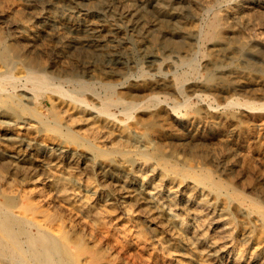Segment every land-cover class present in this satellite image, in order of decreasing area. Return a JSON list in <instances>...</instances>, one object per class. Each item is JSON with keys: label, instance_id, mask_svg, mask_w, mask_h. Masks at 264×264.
Listing matches in <instances>:
<instances>
[{"label": "rangeland", "instance_id": "rangeland-1", "mask_svg": "<svg viewBox=\"0 0 264 264\" xmlns=\"http://www.w3.org/2000/svg\"><path fill=\"white\" fill-rule=\"evenodd\" d=\"M220 1L215 0L214 2L215 4L213 5L215 10L221 11L231 6L237 0L236 1L220 0ZM4 2L7 5L6 7L4 6L5 4ZM154 2L155 0H150V2L146 5V13L148 15L153 13ZM229 2L232 4H229ZM0 4H1L0 5L1 6L0 7V12H1L0 20L2 19V21H0V24H1L0 25V35H1L0 36V55H1V52L3 51V48H7L5 49L7 53V63L6 65H2V63H0V71L6 70L5 73L9 72L7 74H11L16 77V80L14 82H11L4 78H0L1 79L0 80V92L3 89H5L8 92L10 91V93L18 94L20 92V90L18 89L21 86H27V88L30 87V84L25 81L24 77H21V76L25 73L28 60L30 61L31 58H35L37 60L42 59L41 61H44L47 66H50L48 70L53 68V70L55 71V73L52 74L53 76L49 78L50 79L49 81L52 84L51 87L49 86L50 89L48 88L46 92L43 93V96H45L44 106H46L43 108L45 109L47 107L49 108L51 107V102L49 99L46 98V96L50 97L53 100V103L55 105V108H54L56 112L55 119L57 120L59 124L62 125V126L59 125L60 130L56 131L52 127H50V125L46 126L44 124L37 123V120L35 119V116L33 115L32 111L20 109V108L18 110V108H16V111L18 112L16 116L17 117L19 116V118L21 119L23 118V122L10 127V132L18 135L17 137L12 138V139H5L2 137L3 131L1 130H3V124L0 118V203L5 204L4 209L0 211V228H1L0 229L1 231L0 240H2L0 241V264H45V263L46 264H73V263L74 264H91L85 260L86 258H85V254L83 253V251L81 250L79 251L75 249L73 246L68 245L63 239L62 234L69 235L72 232L71 231L72 229L78 235L82 236V239H83V243L81 245L82 248L86 249L87 251L91 250L89 252L92 254L94 252L95 258L97 259L96 261L97 264H111V262L112 264H122V263L123 264H176V263L177 264H264V211H263L264 210V185H263L264 177H262L264 176V172H263L264 171L263 170L264 158L258 162H256L255 160L254 162L252 161V163H255V164H251L247 168L246 166L248 165H245V164L242 165V163L241 164L239 163L237 166L232 168V171L233 170L234 171L232 172L233 174L232 173L229 174L230 177L228 176V174H225L221 170V166H223L224 160L221 162V165L219 164V166H217L214 163L213 164L211 163V165H209L210 163L206 164V163H203L204 160H201L202 157L204 156L209 157L211 154V151L217 150V146H218L217 142H219L218 141L219 139H224V137L225 139L226 137L230 138L234 136L237 133V131L239 132V130H240V135L237 138L238 139L237 143L239 144V147H241L240 151L244 153H250L252 155L253 153H255L253 155L255 156L258 154L259 151L264 150V142H263L264 141V138H263L264 131L261 132L262 134L260 133L261 135L260 134H258L257 136L251 135L248 132L249 131L248 127H246L247 126L246 122L242 120L243 118L237 117V119L235 118V121L237 124L235 123V121L232 122L233 124L229 122L225 124L223 128H221V130L218 132L219 134L215 133L216 135L219 136L218 140L217 138L215 139L212 134L206 133V137L201 138L199 142L200 144L198 143L197 145L191 147L190 150H187V151H177L176 150L175 152L169 154L170 145L168 143H165L159 149H153V148L149 149L148 153L150 155H148V157H143L140 155L138 151L141 149V146H134V147L129 146V145L127 146V144L122 143L117 140L116 136L114 135V132L111 133L112 134L111 135V134H106L103 131V127L106 124L105 117L103 115H99V114L97 115L95 114V112H93L95 115V118L91 117L90 116L91 111L87 107H83V105H78L73 100L69 99L70 97L73 98V95H75L74 97L82 98L84 99L85 102L87 101L86 103L97 108L99 106V103H98L99 100L102 102L104 101L107 102L110 99H115V98L117 99L119 95L122 98H125V96L127 97V94L124 93V91H126L133 85L132 82H135L143 77H149V76L154 77L157 75V73H159L158 70H160L161 72L169 70L170 72H173L175 76H180L181 78L185 77L184 79L187 84L193 83L194 81L197 82V80L207 81L208 83H214L217 80L220 82L231 81V80L233 82L238 79L242 80L243 82L242 84L244 86H240V89L236 88L235 90H231L229 92L230 94L229 93L227 94V97H229L228 99L232 97L234 100V106H232L229 111H232L235 113L237 112L238 114L240 105L242 106V105L251 104L250 106L253 105V106H258V107H262V106L264 107V83H263L264 82V29H263L264 28L263 26L264 25V13L260 14L259 18H257L260 26L258 25L257 28H254L248 31L247 33L246 32L243 33V35L240 36L237 40H234L236 42L232 41L233 43L231 42L230 45L229 44L226 45L220 51V49H218L217 47L218 44L216 43L218 41H216L215 38H210L209 36L205 34L206 32L205 24L207 20L211 17V13L209 11H204L205 13L203 12L201 16L202 18L200 17L197 20L198 21L197 26H198L199 33H200V34H197V36L183 38L181 36L176 35L174 36V38H166V37L164 38V36L155 35V34L153 36L152 34L140 35L138 33L132 32L131 30H128L127 28L126 30L125 26L123 27L122 22L118 18H115L117 16L115 15L114 9L112 7H111V10L109 7L108 11L106 9L103 10L101 8H100L101 10L100 9L96 10V9H91V8L87 9L86 6L89 5L88 0L87 1L86 0H44V1L43 0H40V1L39 0H35V1L34 0L33 1L32 0L30 1L29 0H24V1L23 0H18V1L17 0H0ZM15 8L17 11L15 10ZM113 14L114 16H112ZM17 18L19 21L17 20ZM21 18L22 19L24 18V19L22 20ZM101 21L103 24L101 23ZM88 24L89 26H87ZM5 25H7V27ZM13 25L15 26V28ZM2 26L4 27V29H1ZM199 26H201L202 29ZM31 30L34 33L30 32ZM96 30L101 32V35L99 37L98 35L95 34ZM26 31H28V35ZM103 31H106V33H104ZM85 36H87L90 39H88ZM178 37H180V39ZM174 39H176L178 42ZM197 40L199 44L197 43ZM72 42H74L75 44ZM195 42L197 43V45L195 44ZM236 43H238L240 46ZM237 45L239 48L237 47ZM78 46H82V48ZM9 48L10 50H8ZM49 48H51L50 50L52 51H50ZM251 48L254 50H252ZM7 50L10 53L7 52ZM82 50L84 52H82ZM28 51H29V54H28ZM42 52L44 54H42ZM115 52H118V53H115ZM181 52H183L184 54ZM173 54H176V56L180 55V57H182L181 55L187 58L191 57L192 59L191 61L189 60L188 62L182 63L178 59H176L175 58L176 56ZM35 55L37 57H35ZM13 56H17V57H13ZM18 57H21V58H18ZM196 60L198 61L196 62ZM155 62L159 64L156 63L157 64L156 65ZM220 62L222 64H220ZM73 63H75L76 65ZM165 63L167 64L165 65ZM210 63L212 64V66ZM224 63L226 66L224 65ZM4 66L7 68H5ZM63 67L64 69H68L67 70L68 73L61 72L62 74H60V72H58V69H61ZM115 67H118V68L116 69ZM153 67H154V70H153ZM210 67H213V68H210ZM175 68H177L176 71H175ZM213 69L214 70L216 69V70L214 71ZM187 70H188V73H186ZM145 73L148 75H146ZM107 74H109V76ZM18 75L20 77H18ZM68 76H69V79H67ZM71 77L72 79H70ZM75 79L77 81H75ZM79 81H82L84 83L80 85ZM259 81L262 83H260ZM54 83L56 84L54 85ZM106 83L116 84L117 89L120 88L119 90L121 91L123 90L122 91L123 93L122 94L119 93L118 92L119 90L117 89H114V91L113 89L112 90L108 89L104 85ZM15 85L16 87L18 85L17 89ZM58 85H59V90H58ZM89 85H91V87H89ZM75 87H77L78 90ZM93 87H94V90H92ZM257 87H260V88L257 89ZM10 88L15 89V90H12ZM49 90H51L50 93L47 92ZM91 90L97 95L98 100L92 101L90 100V98H88L89 94L87 93L92 92ZM102 90H104L105 92ZM159 90L160 89H155L154 91L161 95L164 94L167 98V101L169 100L168 102L170 103L177 102L176 104L178 103L181 104L183 99H187L185 104L184 105L182 104L183 107H181L180 105L179 109L176 110L177 111L176 114L178 116L184 115L188 111L189 107H192V105H194V103L197 102L196 98L190 97L192 95V92H190L186 88H184L183 90L184 94L183 93L179 94L180 96L177 95V93L172 92V91L170 92L167 91L163 93L162 91H159ZM54 91H58V92L60 91V92L57 94V92H54ZM66 91H68L69 94H67ZM252 91H255V93H253ZM196 92L201 93L203 95V99L206 103H211L213 105L217 100H220L219 98H221L222 96V95H219L218 93L217 94L210 93L203 88L197 89ZM243 92L244 94H242ZM185 95L186 96L189 95L190 99L186 98ZM131 98L133 99L142 98V95L135 94L133 97L131 96ZM23 103L25 102L23 101ZM235 104L237 105L235 106ZM221 109L222 108H219L218 111L219 112L225 111L224 109L220 111ZM1 110H3L2 105H0V111ZM108 110L113 112L116 117L120 119L124 118L127 123H130L132 121V115L129 116L131 119L125 116L124 114H122L119 107L109 106ZM77 112L80 114V117L76 116ZM23 113L24 115H27L28 117L24 116ZM83 116L84 117L86 116L87 118L86 117L83 118ZM101 117H103L102 120H101ZM90 119L92 122L90 121ZM68 127H69V130H68ZM236 128L238 129L236 130ZM132 130L128 129L129 133L134 135L136 132ZM73 132L75 133L73 134ZM167 139L168 138L165 137V140ZM24 140H26L25 143H24ZM203 140L205 141V143ZM44 141L46 143H49L52 141L61 142L69 150V152L71 151L70 153H72V155H69L68 154L69 152L67 154L66 153L60 154V153H56L53 150H49L45 147ZM101 145H102V148H101ZM204 145L205 146L208 145V146L205 147ZM242 147L244 148L242 149ZM228 148L229 147L227 146V148H225L224 150L225 152L223 151L222 154L228 152L229 151ZM115 152L117 154H115ZM218 152L219 150L217 151L216 155L218 154ZM155 153L158 154L156 157L153 156ZM219 153H221V151ZM55 154L57 157L55 156ZM176 159L178 162L176 161ZM200 160L202 161V163ZM225 161L226 162L228 161L227 164H230V166H232L233 162L230 157L225 158ZM19 163L22 165H20ZM257 163H258V166H257ZM148 165H149V168H148ZM107 166H110V168L107 171H105L106 175L102 177L101 175L103 173V170ZM179 166L183 169H181ZM190 168L193 169L195 172L193 170L192 172ZM118 171H119V174H118ZM246 172H250V174L245 176ZM51 173H53V175ZM217 173L218 175H216ZM58 174H61V175H58ZM237 174H239L240 177ZM258 174H260L261 176ZM250 175L253 177H251ZM46 176H48L49 179H46L45 178ZM139 176H141L142 179ZM194 176H197V177H194ZM224 176L228 178L224 179ZM209 180H211L212 182ZM213 181L215 184L216 183L219 184L222 182V184H220V186L221 185L222 186L221 187L219 186L220 187L219 189L216 188L215 186H213ZM255 181H257V183ZM110 182L112 183L110 184ZM260 183H262V185ZM227 184L229 187L227 186ZM246 185H250L251 187L246 186ZM57 187H60L63 189L60 195L54 192ZM223 187H226V188H223ZM119 189L121 190V192L119 191ZM223 189L224 190L226 189L225 190L226 192ZM251 189H253L254 191ZM239 190L242 192H240ZM171 192L173 193V195ZM247 193H249V195ZM55 194H56V197L54 196ZM134 198L135 200L137 201L139 200V201L138 202L135 201ZM260 201L261 202L263 201V202L261 203ZM255 203L257 204V206L255 205ZM142 206H145V207H142ZM146 206H147V209L152 210V212L150 211L151 214L143 213L144 209H146ZM139 207L142 209L140 210ZM126 208H127V211H126ZM164 208L171 209L170 211L173 215L172 218L175 220L173 221V219H171L172 224H169L170 220L167 219V216L164 214L163 212ZM212 208L213 210H211ZM260 208L261 209L263 208V209L261 210ZM159 209H161L162 212L161 210L159 211ZM11 214H13V216ZM211 216L212 217L216 216V217H214L215 218L214 219ZM220 216H221V222L223 223V227H224L223 233L221 235L216 232L219 227V221H217V218ZM156 217L158 219H156ZM153 219H156V220H153ZM45 223H50L51 225L48 226V224L45 225ZM177 223L179 224L181 223L182 225L180 224L178 226ZM164 227L167 229H165ZM58 230L61 231V235L59 234ZM177 231L179 233H176ZM11 233L13 235H10ZM180 233L182 234L180 235ZM4 234H8V235H6V237L4 238L3 237ZM104 239H106L107 241ZM157 240L158 242H156ZM13 242H16L18 244V248L20 251L14 250ZM66 249L68 251L70 250L71 252L70 251L68 252ZM210 249H212V251ZM35 250L40 251V254L36 255L34 253L36 252ZM27 252H28V255L26 254ZM259 259H260V262H259Z\"/></svg>", "mask_w": 264, "mask_h": 264}, {"label": "bare ground", "instance_id": "bare-ground-1", "mask_svg": "<svg viewBox=\"0 0 264 264\" xmlns=\"http://www.w3.org/2000/svg\"><path fill=\"white\" fill-rule=\"evenodd\" d=\"M18 1V0H17ZM24 1V0H23ZM30 1V0H29ZM33 1V0H32ZM35 1V0H34ZM40 1V0H39ZM44 1V0H43ZM87 1V0H86ZM220 1V0H219ZM227 1V0H226ZM236 1V0H234ZM2 2V1H1ZM8 2V1H7ZM80 2V1H79ZM78 2V3H79ZM89 5H87V9L91 8V9H106L108 11L109 7L111 10V7L114 9V13L118 18L122 24L123 27L125 26V29L127 28L128 30H131L132 32L138 33L140 35L143 34H152V36L155 35H160V36H164V38H174V36L178 35L181 36L183 38H187V37H192V36H197V34L199 33V29L197 26V20L202 16L204 11H209L211 13V17L207 20L205 27H206V32L205 34L207 36H209L210 38H215L217 44H218V49H221L223 47H225L226 45H230V43L234 40H237L240 36L243 35V33H247L248 31L257 28L259 24V21L257 18H259L260 14L264 13V0H237L235 3H230L232 4L231 6L218 11L215 10L213 5L215 4V0H155L154 5H153V13L148 15L146 13V5L150 2V0H88ZM221 2V1H220ZM5 3V2H4ZM87 4V3H86ZM223 4V3H222ZM1 5V4H0ZM20 5V4H19ZM25 5V4H24ZM218 5V3H217ZM221 5V4H220ZM4 6L6 7V3L4 4ZM21 6V5H20ZM19 6V7H20ZM228 6V5H227ZM1 7V6H0ZM219 7V6H218ZM221 7V6H220ZM23 8V7H22ZM25 8V7H24ZM28 8V7H27ZM82 8V7H81ZM223 8V7H222ZM8 9V7H7ZM6 9V10H7ZM26 9V8H25ZM24 9V10H25ZM85 9V10H87ZM100 9V10H101ZM4 10V9H2ZM1 10V11H2ZM16 10V8H15ZM84 10V9H83ZM149 10V9H148ZM17 11V10H16ZM28 11V10H27ZM30 11V10H29ZM80 11V10H79ZM78 11V12H79ZM91 11V10H90ZM95 11V10H94ZM106 11V12H107ZM11 12V10H10ZM34 12V11H33ZM87 12V11H86ZM85 12V13H86ZM1 13V12H0ZM20 13V12H19ZM24 13V12H23ZM32 13V12H31ZM39 13V12H38ZM100 13V12H99ZM112 13V12H111ZM150 13V12H149ZM205 13V12H204ZM8 14V13H7ZM6 14V15H7ZM26 14V13H25ZM81 14V13H80ZM92 14V13H91ZM27 15V14H26ZM106 15V14H105ZM22 16V14H21ZM30 16V15H29ZM101 16V15H99ZM114 16V14L112 15ZM110 16V17H112ZM8 17V16H7ZM17 17V15H16ZM31 17V16H30ZM77 17V16H76ZM86 17V16H85ZM92 17V16H91ZM96 17V16H95ZM108 17V16H107ZM106 17V18H107ZM206 17V16H205ZM208 17V16H207ZM263 17V16H262ZM10 18V17H9ZM20 18V17H19ZM88 18V17H87ZM101 18V17H100ZM114 18V17H113ZM202 18V17H201ZM22 19V18H21ZM24 19V18H23ZM22 19V20H23ZM105 19V18H104ZM117 19V20H118ZM18 20V18H17ZM30 20V19H29ZM82 20V19H81ZM110 20V19H109ZM2 21V19L0 20ZM11 21V20H10ZM16 21V19H15ZM19 21V20H18ZM76 21V20H75ZM88 21V20H87ZM203 21V20H202ZM205 21V20H204ZM98 22V20H97ZM6 23V22H5ZM13 23V22H12ZM11 23V24H12ZM21 23V22H19ZM83 23V22H82ZM87 23V22H86ZM95 23V22H94ZM102 23V21H101ZM120 23V22H118ZM201 23V22H200ZM10 24V23H9ZM103 24V23H102ZM1 25V24H0ZM23 25V24H22ZM40 25V24H39ZM99 25V24H98ZM114 25V24H113ZM202 25V24H201ZM7 27V25H5ZM14 26V25H13ZM26 26V25H24ZM31 26V25H30ZM89 26V24L87 25ZM92 26V25H90ZM95 26V25H94ZM102 26V25H101ZM117 26V25H116ZM264 26V25H263ZM12 27V26H11ZM10 27V29H11ZM18 27V26H17ZM38 27V26H37ZM201 27V26H199ZM15 28V26H14ZM22 28V27H21ZM1 29H4V27L2 26ZM20 29V28H19ZM34 29V28H33ZM126 29V30H127ZM202 29V27H201ZM264 29V28H263ZM105 30V29H104ZM122 30V29H120ZM119 30V31H120ZM114 31V30H113ZM112 31V32H113ZM117 31V30H116ZM115 31V32H116ZM202 31V30H201ZM259 31V30H258ZM17 32V31H15ZM27 35H28V31ZM25 32V33H26ZM32 32V30L30 31ZM41 32V31H40ZM104 33H106V31H103ZM127 32V31H126ZM5 33V32H4ZM11 33V32H10ZM34 33V32H32ZM36 33V32H35ZM78 33V32H77ZM108 33V32H107ZM75 34V32H74ZM82 34V33H81ZM95 34L98 35V37L101 35L100 31H95ZM117 34V33H116ZM203 34V33H202ZM263 34V33H262ZM14 35V34H13ZM45 35V34H44ZM78 35V34H77ZM1 36V35H0ZM19 36V35H18ZM53 36V35H52ZM56 36V35H55ZM59 36V35H58ZM91 36V35H90ZM12 37V36H11ZM39 37V35H38ZM57 37V36H56ZM63 37V36H62ZM77 37V36H76ZM87 37V36H85ZM92 37V36H91ZM111 37V36H110ZM132 37V36H131ZM135 37V36H134ZM144 37V36H143ZM157 37V36H156ZM3 38V37H2ZM5 38V36H4ZM7 38V37H6ZM32 38V37H30ZM42 38V37H41ZM48 38V37H47ZM58 38V37H57ZM81 38V37H80ZM88 38V37H87ZM133 38V37H132ZM136 38V37H135ZM154 38V37H153ZM158 38V37H157ZM180 39V37H178ZM199 38V37H198ZM242 38V37H241ZM256 38V37H254ZM60 39V38H59ZM64 39V38H63ZM74 39V38H73ZM90 39V38H88ZM94 39V37H93ZM100 39V38H99ZM119 39V38H118ZM130 39V38H129ZM251 39V38H250ZM15 40V39H14ZM23 40V39H22ZM32 40V39H31ZM55 40V39H54ZM76 40V39H75ZM120 40V39H119ZM133 40V39H132ZM137 40V39H136ZM146 40V39H145ZM152 40V39H151ZM176 40V39H174ZM189 40V39H187ZM259 40V39H258ZM7 41V40H6ZM30 41V40H29ZM39 41V40H38ZM37 41V42H38ZM42 41V40H41ZM40 41V42H41ZM97 41V39H96ZM103 41V40H102ZM141 41V40H140ZM153 41V40H152ZM155 41V40H154ZM162 41V40H161ZM177 41V40H176ZM191 41V40H190ZM243 41V40H242ZM3 42V41H2ZM9 42V41H8ZM11 42V41H10ZM27 42V41H26ZM31 42V41H30ZM49 42V41H48ZM57 42V41H56ZM63 42V41H62ZM108 42V41H107ZM115 42V41H114ZM120 42V41H119ZM144 42V41H143ZM178 42V41H177ZM181 42V41H180ZM194 42V41H193ZM236 42V41H234ZM24 43V42H23ZM28 43V42H27ZM26 43V44H27ZM74 43V42H72ZM80 43V42H79ZM95 43V42H94ZM117 43V42H116ZM125 43V42H123ZM186 43V42H185ZM198 43V40H197ZM197 43L195 42V44L197 45ZM214 43V42H213ZM212 43V44H213ZM233 43V42H232ZM254 43V42H253ZM4 44V43H3ZM8 44V43H7ZM11 44V43H10ZM15 44V43H14ZM70 44V43H69ZM75 44V43H74ZM78 44V43H77ZM113 44V43H112ZM127 44V42H126ZM137 44V42H136ZM159 44V43H157ZM162 44V43H161ZM167 44V43H166ZM171 44V43H170ZM176 44V43H175ZM178 44V43H177ZM187 44V43H186ZM199 44V43H198ZM235 44V43H234ZM238 44V43H236ZM246 44V43H245ZM248 44V43H247ZM256 44V43H255ZM18 45V44H17ZM50 45V43H49ZM59 45V43H58ZM62 45V44H61ZM84 45V44H83ZM87 45V44H86ZM107 45V43H106ZM105 45V46H106ZM110 45V44H109ZM123 45V44H122ZM188 45V44H187ZM190 45V44H189ZM232 45V44H231ZM239 45V44H238ZM237 45V47H238ZM254 45V44H253ZM258 45V43H257ZM2 46V45H1ZM15 46V45H14ZM42 46V45H41ZM46 46V45H45ZM85 46V45H84ZM89 46V45H88ZM98 46V45H97ZM124 46V45H123ZM157 46V45H156ZM210 46V45H209ZM240 46V45H239ZM248 46V45H247ZM25 47V46H24ZM49 47V46H48ZM76 47V45H75ZM81 47L82 46H78ZM103 47V46H102ZM149 47V46H148ZM169 47V46H168ZM176 47V46H175ZM186 47V46H185ZM199 47V46H198ZM228 47V46H227ZM56 48V47H55ZM90 48V47H89ZM99 48V47H98ZM124 48V47H123ZM189 48V47H188ZM216 48V46H215ZM230 48V47H229ZM239 48V47H238ZM242 48V47H240ZM261 48V47H260ZM5 49L7 48H3V51L1 52L0 55V63H2V65H6L7 63V53L5 51ZM14 49V48H13ZM17 49V48H16ZM20 49V48H19ZM18 49V50H19ZM43 49V48H42ZM41 49V50H42ZM51 48H49L50 50ZM58 49V48H57ZM68 49V48H67ZM85 49V48H84ZM93 49V48H92ZM106 49V48H105ZM175 49V48H174ZM185 49V48H184ZM252 49V48H251ZM10 50V48L8 49ZM7 50V52H9ZM12 50V49H11ZM25 50V48H24ZM37 50V49H36ZM39 50V49H38ZM70 50V49H69ZM68 50V51H69ZM73 50V49H72ZM178 50V49H177ZM199 50V49H198ZM244 50V49H243ZM254 50V49H252ZM16 51V50H15ZM47 51V50H46ZM52 51V50H50ZM56 51V50H55ZM78 51V50H77ZM91 51V50H90ZM93 51V50H92ZM103 51V49H102ZM101 51V52H102ZM105 51V50H104ZM109 51V50H108ZM112 51V50H111ZM115 51V50H114ZM120 51V50H119ZM123 51V50H122ZM181 51V50H180ZM212 51V50H211ZM236 51V50H235ZM247 51V50H246ZM261 51V50H260ZM17 52V51H16ZM41 52V51H40ZM45 52V51H44ZM57 52V51H56ZM60 52V51H59ZM79 52V51H78ZM82 52H84L82 50ZM94 52V51H93ZM167 52V51H166ZM173 52V51H171ZM185 52V51H184ZM240 52V51H239ZM238 52V53H239ZM249 52V51H248ZM253 52V51H252ZM10 53V52H9ZM23 53V52H22ZM31 53V52H30ZM38 53V52H37ZM52 53V52H51ZM64 53V52H63ZM118 53V52H115ZM156 53V51H155ZM183 53V52H181ZM195 53V52H193ZM258 53V52H257ZM15 54V53H13ZM20 54V53H19ZM29 54V51H28ZM42 54H44L42 52ZM104 54V53H102ZM163 54V53H162ZM179 54V53H178ZM184 54V53H183ZM189 54V53H188ZM220 54V53H219ZM10 55V54H9ZM18 55V54H17ZM22 55V54H21ZM47 55V54H46ZM176 56V54H173ZM261 55V54H260ZM263 55V54H262ZM52 56V55H51ZM62 56V55H61ZM111 56V55H110ZM153 56V55H152ZM166 56V55H165ZM182 57L176 56L175 58L178 59L180 62L185 63L188 62L189 60L191 61V57L187 58V57H183V55H181ZM211 56V55H210ZM13 57H17V56H13ZM35 57H37L35 55ZM39 57V56H38ZM43 57V56H42ZM171 57V56H170ZM193 57V56H192ZM195 57V56H194ZM197 57V56H196ZM212 57V56H211ZM224 57V56H222ZM221 57V58H222ZM230 57V56H229ZM21 58V57H18ZM17 58V59H18ZM59 58V57H58ZM108 58V57H107ZM114 58V57H113ZM154 58V57H153ZM161 58V57H160ZM210 58V57H209ZM260 58V57H258ZM30 59V58H29ZM39 59V58H38ZM47 59V58H46ZM112 59V58H111ZM159 59V58H158ZM164 59V58H163ZM162 59V60H163ZM173 59V57H172ZM207 59V58H206ZM213 59V58H212ZM225 59V58H224ZM16 60V59H15ZM26 60V58H25ZM42 60V59H41ZM41 60H37L35 58H31L30 61L28 60V63L26 65V69H25V73L21 76L24 77L25 81L28 82L30 84V87L27 88V86H21L18 90H20V92L18 94H14V93H10V91H6L5 89L2 90L1 88V92H0V105H2L3 110L0 111V118H1V122L3 124V131L2 132V137L5 139H12L17 137L18 135L13 134L12 132H10V127L13 125H16L18 123H22L23 122V118H19V116L17 117L16 114L18 113L16 111V108L20 109H25V110H30L32 111L33 115L35 116V119L37 120V123H41L44 124L46 126L50 125V127H52L54 130L59 131L60 127L57 120L55 119L56 117V112L54 110L55 105L53 103V100L50 97H47V99L50 100L51 102V107H47V108H43L46 107L44 106V98L45 96H43V93L46 92V90L49 88V86L51 87V82L49 81L53 75V73H55V71L53 70V68H51L50 70H48V68H50V66H47L46 63L44 61ZM48 60V59H47ZM59 60V59H58ZM175 60V59H174ZM261 60V59H260ZM52 61V60H50ZM49 61V62H50ZM109 61V60H108ZM113 61V60H112ZM152 61V60H151ZM150 61V62H151ZM157 61V60H156ZM198 60H196L197 62ZM213 61V60H212ZM211 61V62H212ZM215 61V60H214ZM225 61V60H223ZM25 62V61H24ZM27 62V61H26ZM72 62V61H70ZM169 62V61H168ZM174 62V61H173ZM116 63V62H115ZM157 62H155L156 64ZM227 63V62H226ZM75 64V63H73ZM111 64V63H110ZM159 64V63H157ZM156 64V65H157ZM167 63H165L166 65ZM190 64V62H189ZM197 64V63H196ZM211 64V63H210ZM214 64V63H213ZM220 64H222L220 62ZM25 65V64H24ZM59 65V64H58ZM76 65V64H75ZM180 65V64H178ZM225 65V63H224ZM262 65V64H261ZM54 66V65H53ZM170 66V65H168ZM183 66V65H182ZM207 66V65H206ZM210 66V65H209ZM212 66V64H211ZM223 66V65H222ZM226 66V65H225ZM231 66V65H230ZM235 66V65H234ZM2 67V66H1ZM5 67V66H4ZM75 67V66H74ZM82 67V66H81ZM112 67V66H111ZM119 67V66H118ZM118 67H115L116 69ZM156 67V66H155ZM158 67V66H157ZM160 67V66H159ZM188 67V66H187ZM236 67V66H235ZM238 67V66H237ZM7 68V67H5ZM76 68V67H75ZM84 68V67H83ZM87 68V67H86ZM164 68V67H163ZM186 68V67H185ZM209 68V67H207ZM213 68V67H210ZM240 68V67H239ZM55 69V68H54ZM111 69V68H110ZM139 69V68H138ZM174 69V68H172ZM171 69V70H172ZM249 69V68H248ZM68 69H58V72H60V74L62 73H68L67 71ZM81 70V69H80ZM92 70V69H91ZM152 70V69H151ZM150 70V71H151ZM154 70V67H153ZM177 70V68H175V71ZM198 70V68H197ZM214 70V69H213ZM216 70V69H215ZM214 70V71H215ZM219 70V69H218ZM243 70V69H242ZM6 71V70H5ZM4 70L0 71V78H4L7 79L11 82H14L16 80V77L11 75V74H7L5 73ZM9 71V70H8ZM88 71V70H87ZM110 71V70H109ZM114 71V70H113ZM148 71V70H147ZM149 71V73H150ZM156 71V70H155ZM213 71V72H214ZM238 71V70H237ZM246 71V70H244ZM62 72V73H61ZM105 72V71H104ZM145 72V71H144ZM159 73H157L156 76H149V77H143L140 78L139 80L132 82L133 85L127 89L126 91H124V93L127 94V97L125 96V98H122L120 95L117 97V99H110L107 102H102L99 100V106L97 108H95L92 105H89L88 103H86L84 101V99L82 98H78V97H74L75 95H73V98H69L71 100H73L76 104L78 105H83V107H87L91 112H90V116L95 118V115L93 112H95V114H99V115H103L105 117V126L103 127V131L106 134H111L114 132V135L116 136L117 140L127 144V146H141V149L138 150L140 155L143 157H148V155H150L148 153L149 149H159L161 148L165 143H168L170 145V153L177 151H187L190 150L191 147L197 145L201 138H205L206 137V133H210L214 136V138L217 140L219 139V136L216 135L215 133H218L221 128H223V126L229 122H234L235 118L237 119V117H242L249 129V133L253 136H257L258 134H260L261 132L264 131V107H258V106H250V105H240L239 110H238V114L237 112H232L229 111L231 109L232 106H234V100L231 97L230 99H228L229 97H227V94L231 91V90H235L236 88L240 89V86H244L242 83V80H235L232 82L231 81H225V82H220V81H216L214 83H208L207 81H198L197 82H193L190 84H187L185 82V77L181 78L180 76H175L173 74V72H170L169 70L161 72L160 70H158ZM195 72V71H194ZM220 72V71H219ZM222 72V71H221ZM232 72V71H231ZM236 72V71H235ZM240 72V71H239ZM238 72V73H239ZM248 72V71H247ZM106 73V72H105ZM132 73V72H131ZM140 73V72H139ZM138 73V74H139ZM153 73V72H152ZM176 73V72H175ZM184 73V72H183ZM188 73V70L187 72ZM197 73V72H196ZM215 73V72H214ZM15 74V73H14ZM18 74V73H17ZM88 74V73H87ZM110 74V73H109ZM109 74H107L109 76ZM117 74V73H116ZM133 74V73H132ZM136 74V75H138ZM144 74V73H143ZM146 74V73H145ZM223 74V73H222ZM235 74V73H234ZM240 74V73H239ZM67 75V74H66ZM65 75V76H66ZM93 75V74H92ZM102 75V74H101ZM105 75V74H104ZM148 75V74H146ZM182 75V74H181ZM198 75V74H197ZM219 75V74H218ZM229 75V74H228ZM116 76V75H115ZM132 76V75H131ZM143 76V75H142ZM141 76V77H142ZM213 76V75H212ZM215 76V74H214ZM220 76V75H219ZM235 76V75H233ZM239 76V75H238ZM245 76V75H244ZM247 76V75H246ZM250 76V75H249ZM18 77H20L18 75ZM58 77V76H57ZM130 77V76H129ZM134 77V76H133ZM139 77V76H138ZM222 77V76H221ZM220 77V78H221ZM65 78V77H63ZM196 78V76H195ZM237 78V77H236ZM262 78V77H261ZM69 79V76L68 78ZM72 79V77L70 78ZM74 79V78H73ZM78 79V78H77ZM82 79V78H81ZM127 79V78H126ZM184 79V80H183ZM191 79V78H190ZM200 79V78H199ZM216 79V78H215ZM223 79V78H222ZM228 79V78H227ZM245 79V78H244ZM1 80V79H0ZM3 80V79H2ZM21 80V79H20ZM19 80V81H20ZM52 80V79H51ZM108 80V78H107ZM117 80V79H116ZM122 80V79H121ZM133 80V79H132ZM187 80V79H186ZM211 80V79H210ZM221 80V79H220ZM229 80V79H228ZM246 80V79H245ZM260 80V79H259ZM4 81V80H3ZM18 81V82H19ZM54 81V79H53ZM73 81V80H72ZM71 81V82H72ZM75 81H77L75 79ZM84 81V80H83ZM91 81V80H90ZM112 81V80H110ZM130 81V80H129ZM248 81V80H247ZM256 81V80H254ZM262 81V80H261ZM6 82V81H5ZM68 82V81H67ZM118 82V81H117ZM125 82V81H124ZM128 82V81H127ZM260 82V81H259ZM258 82V83H259ZM17 83V82H16ZM76 83V82H75ZM84 82L79 81V84H83ZM121 83V81H120ZM245 83V82H244ZM252 83V82H251ZM262 83V82H260ZM259 83V84H260ZM264 83V82H263ZM7 84V83H6ZM56 83H54L55 85ZM59 84V83H58ZM62 84V83H61ZM60 84V85H61ZM65 84V83H64ZM69 84V83H68ZM71 84V83H70ZM78 84V83H77ZM248 84V83H247ZM258 84V85H259ZM72 85V84H71ZM102 85V84H101ZM108 89L114 91V89H117V85L116 84H111V83H106L104 84ZM124 85V84H122ZM256 85V84H255ZM16 87V85H15ZM18 87V85H17ZM16 87V89H17ZM89 87H91V85H89ZM116 87V88H115ZM246 87V85H245ZM7 88V87H6ZM54 88V87H53ZM74 88V87H73ZM72 88V89H73ZM77 90L78 88L75 87ZM82 88V87H81ZM100 88V87H99ZM184 88L188 89L190 92H192V95L190 96L191 98H196L197 102L194 103V105H192V107H189L188 111L182 115V116H178L176 114V110L179 109L180 105L181 107H183V105L185 104L187 99H183L182 103H170L167 101L166 96L163 94H158L156 93L154 90L155 89H160L159 91L167 92V91H172L177 93V95L182 94ZM199 88H203L206 91L210 92V93H218L219 95H222L221 98H219L220 100H217L214 105L211 103H206L203 99V95L201 93L196 92L197 89ZM250 88V87H248ZM252 88V87H251ZM254 88V87H253ZM260 87H257V89ZM12 89V88H10ZM50 89V88H49ZM55 89V88H54ZM70 89V88H69ZM86 89V87H85ZM88 89V88H87ZM90 89V88H89ZM103 89V88H102ZM106 89V88H104ZM120 88H118L117 90H119ZM123 89V88H122ZM244 89V88H243ZM263 89V87H262ZM15 90V89H12ZM57 90V88H56ZM58 90H59V85H58ZM63 90V89H62ZM60 90V91H62ZM83 90V89H82ZM81 90V91H82ZM94 90V87L93 89ZM91 90V91H92ZM247 90V89H246ZM250 90V89H249ZM255 90V89H254ZM51 90L47 91L50 93ZM59 91V92H60ZM104 91V90H102ZM112 91V92H113ZM123 91V90H122ZM121 90H119V93H123ZM256 91V90H255ZM255 91H252L253 93H255ZM262 91V90H261ZM57 92V94L59 93L58 91H54ZM67 94L68 91H66ZM88 92V91H87ZM96 92V91H95ZM98 92V91H97ZM105 92V91H104ZM117 92V93H118ZM17 93V92H16ZM62 93V92H61ZM72 93V92H71ZM102 93V92H101ZM109 93V92H108ZM107 93V94H108ZM204 93V92H203ZM234 93V92H233ZM240 93V92H239ZM258 93V91H257ZM56 94V93H55ZM56 94V95H57ZM89 94L90 100L92 101H96L98 100L97 95L92 91L87 93ZM135 94H141L142 98H137V99H133L131 98V96L133 97ZM168 94V93H167ZM184 94V93H183ZM207 94V93H206ZM205 94V95H206ZM230 94V93H229ZM244 94V92L242 93ZM63 95V94H62ZM66 95V94H65ZM64 95V97H65ZM80 95V94H79ZM102 95V94H101ZM190 95V94H189ZM186 96V98L190 99V97ZM209 95V94H208ZM215 95V94H214ZM253 95V94H252ZM258 95V94H257ZM256 95V96H257ZM261 95V94H260ZM69 96V95H67ZM111 96V95H110ZM174 96V95H173ZM172 96V97H173ZM180 96V95H179ZM236 96V95H235ZM259 96V95H258ZM263 96V95H262ZM184 97V96H183ZM215 97V96H214ZM62 98V96H61ZM178 98V97H177ZM185 98V97H184ZM206 98V96H205ZM213 98V97H212ZM217 98V99H218ZM236 98V97H235ZM56 99V98H55ZM193 100V99H192ZM191 100V102H192ZM244 100V98H243ZM23 101L25 103H23ZM181 101V100H180ZM214 101V100H213ZM237 101V100H236ZM244 102V101H243ZM190 103V102H189ZM253 103V102H252ZM255 103V102H254ZM259 103V102H258ZM183 104V105H182ZM257 104V103H256ZM263 104V103H262ZM73 105V104H72ZM188 105V104H187ZM237 104H235L236 106ZM109 106H115V107H119L120 111L122 112V114H124L125 116L129 117L130 115H132V121L130 123H127L126 120L124 118L120 119L118 117L115 116V114L111 111L108 110ZM60 108V107H59ZM82 108V107H81ZM222 108L225 111L224 112H219L218 109ZM181 109V108H180ZM184 109V108H183ZM222 109L220 111H222ZM238 109V108H237ZM67 110V109H66ZM82 110V109H81ZM88 110V111H89ZM67 112V111H65ZM69 112V111H68ZM185 112V110H184ZM28 113V112H26ZM25 113V114H26ZM117 113V112H116ZM120 113V112H119ZM118 113V114H119ZM31 114V113H30ZM29 114V116H30ZM70 114V113H69ZM121 114V113H120ZM24 115V113H23ZM22 115V117H23ZM27 116V115H24ZM58 116V115H57ZM77 117H80V114L77 112L76 114ZM82 116V115H81ZM28 117V116H27ZM72 117V116H71ZM86 117V116H85ZM83 116V118H85ZM97 117V116H96ZM31 118V117H30ZM75 118V117H74ZM82 118V119H83ZM87 118V117H86ZM130 118V117H129ZM72 119V118H71ZM78 119V118H77ZM103 119V117H101V120ZM131 119V118H130ZM75 120V119H74ZM73 120V121H74ZM99 120V118H98ZM239 120V119H238ZM30 121V120H29ZM65 121V120H64ZM91 121V119H90ZM128 121V119H127ZM241 121V120H240ZM70 122V120H69ZM76 122V121H75ZM92 122V121H91ZM82 123V122H81ZM97 123V122H96ZM236 123V121H235ZM242 123V122H241ZM40 124V125H41ZM63 124V123H62ZM84 124V122H83ZM233 124V123H232ZM237 124V123H236ZM30 125V124H29ZM91 125V123H90ZM93 125V124H92ZM229 125V124H228ZM27 126V125H26ZM62 126V125H61ZM65 126V125H64ZM67 126V125H66ZM83 126V125H82ZM88 126V125H87ZM240 126V125H239ZM245 127V128H246ZM226 128V127H225ZM65 129V128H64ZM128 129H133L136 133L134 135H132L131 133H129ZM238 128H236L237 130ZM242 129V128H241ZM247 129V130H248ZM41 130V129H40ZM67 130V128H66ZM69 130V127H68ZM84 130V129H83ZM88 130V128H87ZM132 130V131H133ZM235 130V131H236ZM243 130V129H242ZM47 131V130H46ZM63 131V130H62ZM93 131V130H92ZM226 131V130H225ZM72 132V131H71ZM94 132V131H93ZM131 132V131H130ZM223 132V130H222ZM231 132V131H230ZM233 132V131H232ZM16 133V132H15ZM50 133V132H49ZM75 132H73L74 134ZM242 133V132H241ZM93 134V133H92ZM131 134V135H130ZM219 134V133H218ZM245 134V133H244ZM262 134V133H261ZM260 134V135H261ZM112 135V134H111ZM226 135V134H225ZM240 135V130L239 132L237 131V133L228 138L224 137V139H219L217 142L218 146H217V150H213L211 151L210 156H204L202 157L201 160H204L203 163H210L209 165H211V163L216 164L217 166H219V164L221 165V162L224 160V164L223 166H221V170L225 173V174H231L232 168H234L235 166H237L239 163L242 165H248L246 166L249 167V165L251 164H255L252 163V161L254 162V160L256 162L260 161L261 159L264 158V150L261 151H257L258 154L253 156L255 153L250 154V153H244L240 151L239 144L237 143V138ZM76 136V135H75ZM108 136V135H107ZM212 136V138H213ZM218 136V137H216ZM243 136V135H241ZM65 137V136H64ZM79 137V135H78ZM165 137H167L168 139L165 140ZM210 137V135H209ZM223 137V136H222ZM246 137V136H245ZM259 137V136H258ZM23 138V137H22ZM38 138V137H37ZM82 138V137H81ZM86 138V137H85ZM248 138V137H247ZM246 138V139H247ZM264 138V137H263ZM112 139V138H111ZM259 139V138H258ZM262 139V138H261ZM260 139V140H261ZM84 140V139H83ZM213 140V139H212ZM244 140V139H243ZM252 140V139H251ZM257 140V139H256ZM21 141V139H20ZM26 140H24L25 143ZM37 141V140H36ZM86 141V139H85ZM167 141V142H166ZM204 141V140H203ZM262 141V140H261ZM10 142V141H9ZM39 142V141H38ZM45 142V141H44ZM109 142V141H108ZM114 142V141H113ZM208 142V141H207ZM210 142V141H209ZM239 142V141H238ZM264 142V141H263ZM91 143V142H90ZM110 143V142H109ZM116 143V142H115ZM205 143V141H204ZM213 143V142H212ZM246 143V142H245ZM15 144V143H14ZM18 144V143H17ZM45 147L49 150H53L56 153H60V154H64V153H68L69 150L61 143V142H49V143H44ZM96 144V143H95ZM200 144V143H199ZM251 144V143H250ZM249 144V145H250ZM92 145V144H91ZM90 145V146H91ZM104 145V144H103ZM109 145V144H108ZM212 145V144H211ZM256 145V144H255ZM263 145V144H262ZM19 146V145H18ZM126 146V145H125ZM205 146V145H204ZM208 146V145H207ZM205 146V147H207ZM227 146L229 147V151L222 154V152L225 150V148H227ZM247 146V145H246ZM96 147V146H95ZM211 147V146H209ZM208 147V148H209ZM214 147V146H213ZM252 147V146H251ZM102 148V145H101ZM107 148V147H106ZM124 148V147H123ZM136 148V147H135ZM199 148V147H198ZM244 147H242L243 149ZM250 148V147H249ZM126 149V148H125ZM131 149V148H130ZM214 149V148H212ZM93 150V149H92ZM95 150V149H94ZM103 150V149H102ZM108 150V149H107ZM119 150V149H118ZM127 150V149H126ZM209 150V149H208ZM219 150V152L221 151V153L218 152V154L216 155L217 151ZM256 150V149H255ZM136 151V150H135ZM71 152V151H70ZM68 153L69 155H72V153ZM77 152V151H76ZM79 152V151H78ZM104 152V151H103ZM107 152V151H106ZM151 152V151H150ZM208 152V151H206ZM225 152V151H224ZM246 152V151H245ZM253 152V150H252ZM7 153V152H6ZM100 153V152H99ZM124 153V152H123ZM132 153V152H131ZM154 153V152H153ZM167 153V152H166ZM190 153V152H188ZM204 153V151H203ZM202 153V155H203ZM23 154V152H22ZM33 154V153H32ZM115 154H117L115 152ZM130 154V153H129ZM168 154V155H169ZM199 154V153H198ZM207 154V153H205ZM15 155V154H13ZM29 155V154H28ZM31 155V154H30ZM86 155V153H85ZM88 155V154H87ZM108 155V154H107ZM114 155V154H112ZM120 155V154H118ZM126 155V154H124ZM152 155V154H151ZM158 154H154L153 156L156 157ZM165 155V154H164ZM173 155V154H172ZM178 155V154H176ZM185 155V154H184ZM196 155V153H195ZM22 156V155H21ZM20 156V157H21ZM53 156V155H52ZM56 156V154H55ZM151 156V157H153ZM27 157V156H26ZM34 157V156H33ZM57 157V156H56ZM67 157V155H66ZM65 157V158H66ZM169 157V156H168ZM172 157V156H171ZM184 157V156H183ZM230 157L232 159V166H230V164H227L228 161H225V158ZM13 158V157H12ZM19 158V157H18ZM62 158V157H61ZM76 158V157H75ZM118 158V157H116ZM120 158V157H119ZM163 158V157H162ZM170 158V157H169ZM168 158V160H169ZM199 158V157H198ZM197 158V159H198ZM151 159V158H150ZM160 159V158H159ZM175 159V158H174ZM178 159V158H177ZM176 159V161H177ZM184 159V158H183ZM190 159V158H189ZM12 160V159H10ZM28 160V159H27ZM146 160V159H145ZM155 160V159H154ZM173 160V159H172ZM199 160V159H198ZM200 160V161H201ZM33 161V160H31ZM30 161V162H31ZM115 161V160H114ZM161 161V160H160ZM196 161V160H195ZM198 161V162H200ZM10 162V161H8ZM18 162V161H17ZM26 162V161H25ZM116 162V161H115ZM124 162V161H123ZM165 162V160H164ZM170 162V160H169ZM173 162V161H172ZM178 162V161H177ZM197 162V161H196ZM21 163V162H20ZM19 163V164H20ZM29 163V162H28ZM103 163V162H102ZM144 163V162H143ZM150 163V162H149ZM192 163V162H191ZM202 163V161H201ZM231 163V162H230ZM18 164V163H16ZM50 164V163H49ZM48 164V165H49ZM58 164V163H57ZM159 164V163H158ZM173 164V163H171ZM181 164V163H180ZM188 164V163H187ZM196 164V163H195ZM263 164V163H262ZM22 165V164H20ZM24 165V164H23ZM34 165V164H33ZM41 165V164H40ZM45 165V164H44ZM52 165V164H51ZM150 165V164H149ZM148 165V168H149ZM154 165V164H153ZM170 165V164H169ZM175 165V164H174ZM191 165V164H190ZM204 165V164H203ZM29 166V165H28ZM47 166V165H46ZM101 166V164H100ZM113 166V165H112ZM146 166V165H145ZM152 166V165H151ZM166 166V165H165ZM184 166V165H182ZM187 166V165H186ZM200 166V165H199ZM202 166V165H201ZM213 166V165H212ZM258 166V163H257ZM256 166V167H257ZM262 166V165H261ZM58 167V166H57ZM157 167V166H156ZM180 167V166H179ZM189 167V166H188ZM204 167V166H203ZM209 167V166H208ZM245 167V166H244ZM252 167V166H251ZM260 167V166H259ZM42 168V167H41ZM46 168V167H45ZM101 168V167H100ZM110 168V166H107L104 168L103 173H102V177H104L105 171H107ZM117 168V167H116ZM120 168V167H119ZM145 168V167H144ZM147 168V167H146ZM173 168V167H172ZM181 168V167H180ZM185 168V167H184ZM192 168V167H191ZM190 168V169H191ZM197 168V167H196ZM206 168V167H205ZM214 168V167H213ZM15 169V168H14ZM27 169V167H26ZM34 169V168H33ZM112 169V168H111ZM143 169V168H142ZM161 169V168H160ZM183 169V168H181ZM180 169V171H181ZM217 169V168H216ZM241 169V168H240ZM256 169V168H255ZM41 170V169H39ZM45 170V169H44ZM140 170V169H139ZM138 170V171H139ZM185 170V169H184ZM193 169H191L192 171ZM196 170V169H195ZM200 170V169H199ZM207 170V169H206ZM264 170V168H263ZM27 171V170H26ZM52 171V170H51ZM100 171V170H99ZM113 171V170H112ZM117 171V170H116ZM123 171V170H122ZM146 171V170H145ZM164 171V170H163ZM167 171V170H166ZM194 171V170H193ZM192 171V172H193ZM201 171V170H200ZM236 171V170H235ZM247 171V169H246ZM253 171V170H252ZM41 172V171H40ZM47 172V171H46ZM50 172V171H49ZM53 172V171H52ZM115 172V171H114ZM159 172V171H158ZM169 172V171H168ZM174 172V171H173ZM177 172V171H176ZM179 172V171H178ZM187 172V171H186ZM190 172V171H189ZM195 172V171H194ZM241 172V171H240ZM239 172V173H240ZM264 172V171H263ZM42 173V172H41ZM40 173V174H41ZM48 173V172H47ZM57 173V171H56ZM60 173V172H59ZM136 173V172H135ZM144 173V172H143ZM147 173V172H146ZM199 173V172H198ZM210 173V172H209ZM208 173V174H209ZM238 173V172H237ZM242 173V172H241ZM255 173V172H254ZM28 174V173H27ZM31 174V173H29ZM45 174V172H44ZM53 175V173H51ZM112 174V173H111ZM117 174V173H116ZM119 174V171H118ZM139 174V173H138ZM137 174V175H138ZM142 174V173H141ZM166 174V173H165ZM192 174V173H190ZM195 174V173H194ZM193 174V175H194ZM211 174V173H210ZM233 174V173H232ZM250 172H246V175H249ZM252 174V173H251ZM61 175V174H58ZM122 175V174H121ZM127 175V174H126ZM153 175V174H152ZM167 175V174H166ZM207 175V174H206ZM205 175V176H206ZM218 175V173L216 174ZM239 176V174H237ZM241 175V174H240ZM243 175V174H242ZM260 175V174H258ZM131 176V175H130ZM203 176V175H202ZM210 176V175H209ZM214 176V175H213ZM212 176V177H213ZM251 176V175H250ZM261 176V175H260ZM107 177V176H106ZM112 177V176H111ZM118 177V176H117ZM127 177V176H125ZM124 177V178H125ZM138 177V176H137ZM141 178V176H139ZM144 177V176H143ZM197 177V176H194ZM230 177V176H229ZM240 177V176H239ZM244 177V176H243ZM253 177V176H251ZM264 177V176H262ZM39 178V176H38ZM46 179H49L48 176L45 177ZM44 178V179H45ZM119 178V177H118ZM117 178V179H118ZM199 178V177H198ZM211 178V177H210ZM208 178V179H210ZM226 177L224 176V179ZM228 178V177H227ZM226 178V179H227ZM247 178V177H246ZM245 178V179H246ZM256 178V177H254ZM63 179V178H62ZM102 179V178H101ZM111 179V178H110ZM128 179V178H127ZM139 179V178H137ZM142 179V178H141ZM145 179V178H144ZM207 179V180H208ZM253 179V178H252ZM262 179V178H261ZM36 180V179H35ZM113 180V179H112ZM132 180V179H131ZM238 180V179H237ZM254 180V179H253ZM135 181V180H134ZM161 181V180H160ZM211 181V180H209ZM208 181V182H209ZM215 181V180H214ZM213 181V186H215L216 188H220V184H215ZM228 181V180H226ZM239 181V180H238ZM237 181V182H238ZM243 181V180H242ZM241 181V182H242ZM33 182V181H32ZM116 182V181H115ZM141 182V181H140ZM152 182V181H151ZM159 182V181H158ZM165 182V180H164ZM212 182V181H211ZM217 182V181H216ZM220 182V181H219ZM225 182V181H223ZM230 182V181H229ZM239 182V183H241ZM244 182V181H243ZM257 183V181H255ZM112 182H110L111 184ZM163 183V182H161ZM173 183V181H172ZM178 183V182H177ZM227 183V182H226ZM225 183V184H226ZM249 183V182H248ZM42 184V183H41ZM104 184V183H103ZM115 184V183H114ZM118 184V183H117ZM194 184V183H193ZM224 184V185H225ZM259 184V182H258ZM257 184V185H258ZM262 185V183H260ZM49 185V183H48ZM133 185V184H132ZM150 185V184H149ZM161 185V184H160ZM166 185V183H165ZM209 185V184H208ZM223 185V186H224ZM230 185V184H229ZM264 185V184H263ZM131 186V185H130ZM220 186V187H219ZM228 186V184H227ZM245 186V185H244ZM251 187L250 185H246ZM259 186V185H258ZM175 187V186H174ZM173 187V188H174ZM198 187V186H197ZM209 187V186H208ZM229 187V186H228ZM255 187V186H254ZM257 187V186H256ZM147 188V187H145ZM150 188V187H149ZM194 188V187H193ZM200 188V187H199ZM226 188V187H223ZM233 188V187H232ZM122 189V188H121ZM130 189V188H129ZM134 189V188H133ZM168 189V188H167ZM176 189V188H175ZM205 189V188H204ZM230 189V188H229ZM236 189V188H235ZM244 189V187H243ZM246 189V188H245ZM125 190V189H124ZM137 190V189H135ZM134 190V191H135ZM152 190V189H151ZM154 190V189H153ZM224 190V189H223ZM226 190V189H225ZM224 190V191H225ZM242 190V189H240ZM239 190V191H240ZM253 190V189H251ZM259 190V189H258ZM257 190V191H258ZM61 191H63L62 188L57 187L56 190L54 192H56L58 195L61 194ZM119 191L121 192V190L119 189ZM145 191V190H144ZM143 191V192H144ZM150 191V190H149ZM161 191V190H160ZM167 191V190H166ZM169 191V190H168ZM198 191V190H197ZM222 191V190H221ZM234 191V190H233ZM248 191V190H247ZM254 191V190H253ZM256 191V190H255ZM117 192V191H116ZM153 192V191H152ZM158 192V191H156ZM163 192V191H162ZM209 192V190H208ZM226 192V191H225ZM232 192V191H231ZM242 192V191H240ZM161 193V192H160ZM172 193V192H171ZM198 193V192H197ZM207 193V192H206ZM228 193V191H227ZM238 193V192H237ZM246 193V192H245ZM254 193V192H253ZM252 193V194H253ZM263 193V192H262ZM150 194V193H149ZM155 194V193H154ZM200 194V193H199ZM213 194V193H212ZM249 195V193H247ZM245 194V195H247ZM128 195V194H127ZM130 195V194H129ZM135 195V193H134ZM146 195V194H145ZM148 195V194H147ZM153 195V194H152ZM163 195V194H162ZM173 195V193H172ZM208 195V194H207ZM56 197V194L54 195ZM104 196V195H103ZM125 196V195H123ZM137 196V194H136ZM144 196V195H143ZM149 196V195H148ZM213 196V195H212ZM228 196V195H227ZM253 196V195H252ZM98 197V196H97ZM100 197V195H99ZM118 197V196H117ZM132 197V196H131ZM140 197V195H139ZM159 197V196H158ZM163 197V196H162ZM172 197V196H171ZM229 197V196H228ZM246 197V196H245ZM257 197V196H256ZM263 197V196H262ZM107 198V197H106ZM133 198V197H132ZM157 198V197H156ZM160 198V197H159ZM187 198V197H186ZM197 198V197H195ZM194 198V199H195ZM212 198V197H211ZM248 198V197H247ZM252 198V197H251ZM255 198V197H254ZM100 199V198H99ZM162 199V198H161ZM173 199V198H172ZM203 199V198H202ZM206 199V198H205ZM209 199V198H208ZM233 199V198H232ZM236 199V198H235ZM123 200V199H122ZM135 200V198H134ZM133 200V201H134ZM178 200V199H177ZM213 200V199H212ZM245 200V198H244ZM243 200V201H244ZM260 200V199H259ZM137 201V200H135ZM134 201V202H135ZM139 201V200H138ZM137 201V202H138ZM153 201V200H152ZM162 201V200H161ZM209 201V200H208ZM237 201V200H236ZM251 201V199H250ZM249 201V202H250ZM131 202V201H130ZM141 202V201H140ZM184 202V201H183ZM189 202V201H188ZM210 202V201H209ZM242 202V201H240ZM245 202V201H244ZM256 202V201H255ZM261 202V201H260ZM263 202V201H262ZM261 202V203H262ZM105 203V202H104ZM128 203V202H126ZM136 203V202H135ZM158 203V202H157ZM258 203V201H257ZM92 204V203H91ZM103 204V203H102ZM134 204V203H133ZM138 204V203H137ZM135 204V205H137ZM169 204V203H168ZM192 204V203H191ZM194 204V203H193ZM216 204V203H215ZM249 204V203H248ZM104 205V204H103ZM120 205V204H119ZM131 205V204H130ZM141 205V204H140ZM185 205V204H184ZM214 205V204H213ZM255 205L257 206V204L255 203ZM5 204L4 203H0V211H2V209H4ZM121 206V205H120ZM129 206V205H128ZM191 206V205H190ZM206 206V205H205ZM263 206V205H262ZM261 206V207H262ZM20 207V206H19ZM102 207V206H101ZM109 207V206H108ZM145 207V206H142ZM158 207V205H157ZM169 207V206H168ZM186 207V206H185ZM188 207V206H187ZM203 207V206H202ZM209 207V206H208ZM260 207V206H259ZM122 208V207H121ZM138 208V207H137ZM140 208V207H139ZM153 208V207H152ZM167 208V207H166ZM36 209V208H35ZM130 209V208H129ZM142 208H140L141 210ZM157 209V208H156ZM189 209V208H188ZM194 209V208H193ZM219 209V208H218ZM261 209V208H260ZM263 209V208H262ZM261 209V210H262ZM161 209H159L160 211ZM171 209H163L164 214L167 216V219L170 220L169 224H172L171 219L172 218V213L170 211ZM213 210V208L211 209ZM258 210V209H257ZM33 211V210H32ZM127 211V208H126ZM131 211V210H130ZM150 211L152 212V210L144 209L143 213L146 214H151ZM190 211V210H189ZM196 211V210H195ZM220 211V210H219ZM264 211V210H263ZM157 212V210H156ZM155 212V213H156ZM162 212V210H161ZM160 212V213H161ZM258 212V211H257ZM32 213V212H31ZM94 213V212H93ZM194 213V212H193ZM262 213V212H261ZM6 214V213H5ZM8 214V213H7ZM178 214V213H176ZM175 214V215H176ZM209 214V213H208ZM260 214V213H259ZM13 216V214H11ZM36 215V214H35ZM155 215V214H154ZM153 215V216H154ZM203 215V214H202ZM262 215V214H261ZM11 216V217H12ZM16 216V215H15ZM38 216V215H37ZM148 216V215H147ZM156 216V215H155ZM154 216V217H155ZM164 216V215H163ZM217 216V214H216ZM214 216V217H216ZM226 216V215H225ZM160 217V216H159ZM193 217V216H192ZM201 217V216H200ZM212 217V216H211ZM212 217V218H214ZM10 218V217H9ZM20 218V217H19ZM22 218V217H21ZM27 218V217H26ZM37 218V217H36ZM206 218V217H205ZM156 219H158L156 217ZM153 219V220H156ZM160 219V218H159ZM166 219V218H165ZM166 219V220H167ZM197 219V218H196ZM215 219V218H214ZM213 219V220H214ZM179 220V219H177ZM176 220V221H177ZM40 221V220H39ZM76 221V220H75ZM160 221V220H159ZM173 221H175L173 219ZM209 221V220H208ZM217 221H219V227L218 230L216 231L218 234H222L224 227H223V223L221 222V216L217 218ZM22 222V221H21ZM158 222V221H156ZM164 222V221H163ZM198 222V221H197ZM200 222V221H199ZM6 223V222H5ZM208 223V222H207ZM212 223V222H211ZM48 224V226H50V223H45V225ZM168 224V222H167ZM181 224V223H180ZM179 223H177V225H180ZM210 224V223H209ZM213 224V223H212ZM34 225V224H33ZM165 225V224H164ZM182 225V224H181ZM215 225V223H214ZM169 226V225H168ZM226 226V225H224ZM166 227V226H165ZM164 227V228H165ZM176 227V226H175ZM183 227V226H182ZM29 228V227H28ZM49 228V227H48ZM90 228V227H89ZM174 228V227H173ZM177 228V227H176ZM229 228V226H228ZM227 228V229H228ZM1 229V228H0ZM5 229V228H4ZM167 229V228H165ZM15 230V229H14ZM173 230V229H172ZM180 230V229H179ZM72 232L68 235V234H62L63 239L65 240V242L70 245L73 246L75 249L77 250H81L83 251V253L85 254V260L91 264H97L96 261L97 259L95 258L94 252L93 254L90 253L89 251L91 250H86L82 248V243H83V239L82 236L78 235L73 229L71 230ZM90 231V230H89ZM183 231V230H182ZM215 231V230H214ZM1 232V231H0ZM7 232V231H6ZM45 232V231H44ZM59 234L61 235V231L58 230ZM176 233H179L178 231ZM175 233V234H176ZM1 234V233H0ZM182 233H180L181 235ZM227 234V232H226ZM248 234V233H247ZM6 235L8 234H4L3 237L5 238ZM10 235H13L12 233ZM19 235V234H18ZM97 235V234H96ZM215 235V233H214ZM54 236V235H53ZM177 236V235H176ZM228 236V235H227ZM103 238V237H102ZM97 239V237H96ZM157 239V238H156ZM155 239V240H156ZM211 239V238H210ZM214 239V238H213ZM226 239V238H225ZM106 240V239H104ZM219 240V239H218ZM2 241V240H0ZM21 241V240H20ZM23 241V240H22ZM87 241V240H85ZM107 241V240H106ZM158 242V240L156 241ZM209 243V242H207ZM98 244V243H97ZM24 245V244H22ZM26 245V244H25ZM162 245V244H161ZM223 245V244H222ZM39 246V245H38ZM110 246V245H109ZM25 247V246H24ZM27 247V246H26ZM31 247V246H30ZM162 247V246H161ZM221 247V246H220ZM225 247V246H224ZM13 248L15 251H20L18 248V244L16 242H13ZM113 248V247H112ZM210 248V247H209ZM36 249V248H35ZM6 250V249H5ZM67 250V249H66ZM212 251V249H210ZM216 250V249H215ZM27 251V250H26ZM36 252H34L36 255L40 254V251L35 250ZM68 251V250H67ZM70 251V250H69ZM68 251V252H69ZM115 251V250H114ZM219 251V250H218ZM71 252V251H70ZM119 252V251H118ZM19 253V252H18ZM207 253V252H206ZM7 254V253H6ZM28 255V252L26 253ZM114 254V253H113ZM208 254V253H207ZM217 254V253H216ZM8 255V254H7ZM23 255V254H22ZM54 255V254H52ZM255 256V255H254ZM256 257V256H255ZM11 258V257H10ZM66 258V257H64ZM213 258V256H212ZM14 259V258H13ZM33 259V258H32ZM126 259V258H125ZM258 259V258H257ZM17 260V259H16ZM215 260V258H214ZM71 261V260H70ZM82 261V260H81ZM132 261V260H131ZM77 262V261H76ZM260 262V259H259ZM21 263V262H20ZM82 263V262H81ZM108 263V262H107ZM130 263V262H129ZM46 264V263H45ZM74 264V263H73ZM112 264V262H111ZM123 264V263H122ZM177 264V263H176Z\"/></svg>", "mask_w": 264, "mask_h": 264}]
</instances>
